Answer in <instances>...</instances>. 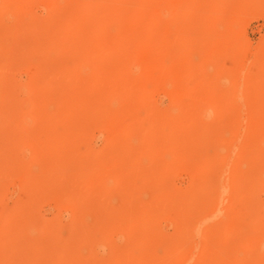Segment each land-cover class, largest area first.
Returning <instances> with one entry per match:
<instances>
[{"label":"rangeland","instance_id":"obj_1","mask_svg":"<svg viewBox=\"0 0 264 264\" xmlns=\"http://www.w3.org/2000/svg\"><path fill=\"white\" fill-rule=\"evenodd\" d=\"M262 107L264 0H0V264H264V178L212 202Z\"/></svg>","mask_w":264,"mask_h":264},{"label":"bare ground","instance_id":"obj_2","mask_svg":"<svg viewBox=\"0 0 264 264\" xmlns=\"http://www.w3.org/2000/svg\"><path fill=\"white\" fill-rule=\"evenodd\" d=\"M157 6H159L158 4H156ZM160 7V6H159ZM107 9V8H106ZM95 11V10H94ZM103 11H104V9H103ZM118 11H120V10H118ZM105 17V16H104ZM151 17V16H150ZM153 18V17H152ZM118 19V18H117ZM115 21V20H114ZM107 23H108V21H106ZM129 23V22H128ZM127 23V24H128ZM125 24H126V21H125ZM138 25V24H137ZM131 27V26H130ZM136 27V26H135ZM118 28V27H117ZM128 28V27H127ZM146 28V27H145ZM131 32V30H128V32ZM47 32V31H46ZM138 32H139V30H138ZM45 33V32H44ZM134 34V33H133ZM152 34V33H151ZM127 35V34H126ZM74 36V35H73ZM129 36V35H128ZM148 36V35H147ZM125 37V36H124ZM142 37V36H141ZM129 38H131V36H129ZM12 39V38H11ZM133 39V38H132ZM139 39H140V37H139ZM125 40V41H124ZM134 40V39H133ZM123 41L124 42H126V39H123ZM130 41V40H129ZM146 41H147V39H146ZM10 42V41H9ZM141 42H142V39H141ZM145 42V41H144ZM108 43V42H107ZM120 43V42H119ZM115 44V43H114ZM125 44V43H124ZM127 44H129V43H127ZM133 44V43H132ZM131 44V45H132ZM143 44V43H142ZM146 44V43H145ZM121 45V44H120ZM122 46V45H121ZM128 49V48H127ZM126 49V50H127ZM141 49V48H140ZM119 50V49H118ZM122 50V49H121ZM120 50V51H121ZM122 51H124V50H122ZM113 54V53H112ZM117 55H118V52H117ZM142 57V56H141ZM124 59H126V58H124ZM134 59V58H133ZM112 60V59H111ZM122 60V59H121ZM89 61V60H88ZM119 63V62H118ZM127 64V63H126ZM137 65V64H136ZM119 66V65H118ZM161 71H162V69H161ZM117 72H118V70H117ZM115 74H116V72H115ZM114 75V74H113ZM120 75H121V73H120ZM246 77V76H245ZM248 79H249V77H247ZM246 80V79H245ZM251 80V79H250ZM254 81V80H253ZM256 82V81H255ZM258 82V81H257ZM259 82H260V80H259ZM64 87V86H63ZM256 88V87H255ZM253 89V88H252ZM60 90V89H59ZM246 90V89H245ZM256 90V89H255ZM233 91V90H232ZM262 91V90H261ZM247 92V91H246ZM66 94V93H65ZM254 95V94H253ZM261 96V95H260ZM6 97V96H5ZM248 108H251V106L250 107H248ZM262 108H264V107H262ZM102 109H103V107H102ZM237 109V108H236ZM101 110V109H100ZM154 110V109H153ZM243 111V110H242ZM254 111V110H253ZM154 113V112H153ZM249 113H251V112H249ZM100 114V113H99ZM253 114V113H252ZM155 115V114H154ZM156 115H157V112H156ZM161 115V114H160ZM160 115H158V116H160ZM167 115V114H166ZM157 116V117H158ZM163 116V115H162ZM241 116V115H240ZM250 117V116H249ZM108 118V117H107ZM252 119H253V117H251ZM159 119H162V118H159ZM252 119H250V120H252ZM249 120V119H248ZM255 120V119H254ZM163 121V120H162ZM253 121V120H252ZM251 121V123L250 122H248V124H247V127L248 128H253L252 130H254V131H256L255 129H257V131H258V135H256V136H251L252 135V133H251V131H250V133H251V135H250V133L249 134H247V133H244V134H246V136H242V138L244 137V140H243V142L241 141V145H240V149H238V150H240V151H238L239 152V154L238 155H241V154H243V155H246V157L248 156V157H264V126H259V125H257L256 124V122L255 121H253L252 122ZM255 122V123H254ZM233 123V122H232ZM259 123V122H258ZM262 124H264V123H262ZM240 124L238 123L237 124V122L236 123H233L231 126V128H232V130H233V132L234 131H237V129L239 128L238 126H239ZM168 126V125H167ZM204 127V126H203ZM220 127H221V125H220ZM259 127V128H258ZM162 128V127H161ZM160 128V129H161ZM163 128H165V127H163ZM215 128H216V126H215ZM219 128V127H218ZM180 129V128H179ZM200 129V128H199ZM240 129V128H239ZM218 130V129H217ZM159 134H160V132H159ZM163 134V133H162ZM213 134V133H212ZM161 135V134H160ZM208 135V134H207ZM214 136H215V134H214ZM230 136H231V134H230ZM204 137V136H203ZM202 137V138H203ZM208 137V136H207ZM221 137V136H220ZM219 137V138H220ZM218 137H217V139H219ZM235 138V137H234ZM176 139V138H175ZM191 139H193V138H191ZM190 139V140H191ZM213 139V138H212ZM224 139V138H223ZM161 140V139H160ZM160 140H156V142L158 141H160ZM194 140V139H193ZM221 140V139H220ZM177 141V140H176ZM223 141V140H222ZM222 141H220V144L222 143ZM230 141V140H229ZM157 142V143H158ZM160 142H162V141H160ZM159 142V143H160ZM173 142H175V141H173ZM180 142V141H179ZM217 142V141H216ZM231 142V141H230ZM170 144V143H169ZM236 144H237V142H236ZM159 145V144H158ZM164 145H166V144H164ZM163 145V146H164ZM168 145V144H167ZM167 145L165 146V147H167ZM169 146V145H168ZM214 146V145H213ZM170 147H171V145H170ZM154 148V147H153ZM201 148V147H200ZM200 148H199V150H200ZM206 148V147H205ZM167 149H169V148H167ZM231 149V151L232 150H234V148L232 147V148H230ZM142 151V150H141ZM185 151V150H184ZM188 151V150H187ZM194 151V150H193ZM212 151V150H211ZM213 151H214V149H213ZM202 152V151H201ZM200 152V153H201ZM237 151H235V153H236ZM237 152V153H238ZM139 154V153H138ZM144 154V153H143ZM164 154H165V151H164ZM214 154V153H213ZM216 154H217V152H216ZM140 155V154H139ZM210 155V154H209ZM127 156V155H126ZM125 156V157H126ZM142 156V155H141ZM194 156H196V155H194ZM134 157V156H133ZM208 157V156H207ZM211 157V156H210ZM196 158V163H198V164H200V162H201V155H197V157H195ZM210 160H211V158H209ZM131 160H132V158H131ZM133 161V160H132ZM209 161V160H208ZM213 162V161H212ZM229 162V161H228ZM202 163V162H201ZM216 163V162H215ZM233 164L232 165H230V177H229V179L227 180V181H225V182H222V183H216V184H214V187H215V192H216V194H217V196L213 199V201L212 202H215V204L218 206V204L219 203H221V200H222V197H223V195L227 192V191H229V190H233L237 185H238V181H241L242 179H248V183H247V191H250L251 192V190H254L255 188H257V187H259L258 185H259V182L261 181V179L262 178H264V164H262V168H260L259 170H256V171H246V170H244L243 168H242V165H241V163L239 164V163H234V161L232 162ZM230 164V163H229ZM203 165V164H202ZM211 166H212V164H211ZM214 167H215V164L213 165ZM250 166V165H249ZM251 167H252V165H251ZM212 168V167H211ZM216 168V167H215ZM249 168V167H248ZM254 168V167H253ZM130 169V168H129ZM213 169V168H212ZM250 169V168H249ZM120 171V170H119ZM130 172H131V169L129 170ZM153 171V170H152ZM158 171H159V168H158ZM209 171V168H208V170H207V172ZM229 171V170H228ZM112 172V171H111ZM118 172V171H117ZM121 172V171H120ZM119 172V173H120ZM120 175H121V173H120ZM207 175V174H206ZM24 176V175H23ZM112 176V174L109 176V177H107L106 178V180H108V183H107V185L106 186H110L109 184H110V177ZM200 176H201V174H200ZM116 177H119V176H116ZM146 177V176H145ZM121 179H122V177H120ZM117 180V179H116ZM123 180V179H122ZM155 180V179H154ZM219 182V181H218ZM204 183V182H203ZM105 184V183H104ZM80 188H78V189H76L75 190V192L77 191L78 192V190H79ZM71 190H72V188H71ZM70 190V191H71ZM244 190H245V188H244ZM246 191V190H245ZM65 192V191H64ZM74 192V193H75ZM76 192V193H77ZM73 193V192H72ZM79 193V192H78ZM193 194V193H192ZM251 194V193H250ZM72 194H70L68 197H70ZM76 196H78L77 194H75ZM80 196H82L81 194H79ZM88 195V194H87ZM196 195V194H195ZM198 195V194H197ZM183 196H185V194L183 195ZM188 196V195H187ZM189 196H190V193H189ZM188 196V197H189ZM193 196H194V194H193ZM192 196V197H193ZM241 196V195H240ZM84 197H86V195L84 196ZM83 197V198H84ZM187 197V198H188ZM191 197V196H190ZM198 197H199V195H198ZM80 198V197H79ZM196 198V197H195ZM210 198V197H209ZM64 199V198H63ZM66 199V201L65 202H63V204L67 207V208H70L71 210L73 209V210H76L78 207H80L79 205V203H78V201H74V199L73 198H71L70 200L68 199L67 200V198H65ZM78 199V197H76V200ZM192 199V198H191ZM201 199H203L202 197H201ZM248 199V198H247ZM182 200V199H181ZM194 200H196V199H194ZM209 200V199H208ZM83 201V200H82ZM81 202V201H80ZM174 202V201H173ZM200 202V201H199ZM210 202H211V200H210ZM223 202V201H222ZM84 203V202H83ZM202 204V203H201ZM205 204V203H204ZM222 204V203H221ZM63 205V206H64ZM214 205V204H213ZM207 206V205H206ZM212 206V205H211ZM199 207H201V206H199ZM198 207V208H199ZM244 207V206H243ZM66 208V209H67ZM83 207L81 206V209H82ZM208 208V207H207ZM92 209V208H91ZM128 209V208H127ZM162 209V208H161ZM72 210V211H73ZM244 210V209H243ZM130 211V210H129ZM198 211V210H197ZM218 211H219V208H218ZM245 211V210H244ZM162 212V211H161ZM239 213V212H238ZM93 214H94V212H93ZM128 214V213H127ZM220 214V213H219ZM240 214V213H239ZM98 215V214H97ZM196 215V214H195ZM225 215V214H224ZM229 215L230 214H228V217H229ZM249 218V223L252 225V224H255V218H252V216L251 215H249V214H246ZM197 217H195L196 219H194V222H192V220H191V223H192V226H191V229L194 231V232H201L202 230H205L206 228H209L210 226H215V224L218 222V220L217 219H221L222 221V227H221V225H217L218 227H217V229H218V233H219V235H218V237H219V241H221L222 243H224V242H226V236H228L227 234L229 233V232H231L232 231V228L230 227V223H229V221L230 220H223L222 218H220V216L217 214V212H216V210L215 209H206V208H201V210L199 211V213H198V215H196ZM226 217H227V215H225ZM240 216V215H239ZM123 218H124V216H123ZM236 218H238V217H236ZM244 218H246V217H244ZM129 219V218H128ZM146 220V219H145ZM232 220V219H231ZM237 220V219H236ZM246 220V219H245ZM32 221V220H31ZM129 221V220H128ZM233 221V220H232ZM35 222H37V221H35ZM135 222V221H134ZM38 223V222H37ZM115 223V222H114ZM120 224H121V222H120ZM119 224V225H120ZM150 224H151V222H150ZM189 224H190V222H189ZM124 225H126V224H124ZM35 226V225H34ZM45 226V225H44ZM48 226V225H47ZM123 226V225H122ZM147 226V225H146ZM234 226V225H233ZM33 227V226H32ZM187 227H189V225H187L186 226V228ZM221 227V228H220ZM59 228V227H58ZM109 228V227H108ZM110 229V228H109ZM188 229V228H187ZM189 229H190V227H189ZM188 229V230H189ZM190 229V230H191ZM210 229H211V227H210ZM209 229V230H210ZM44 230H45V228H44ZM51 230V229H50ZM66 230V229H65ZM88 230H90V229H88ZM104 230V229H103ZM127 230V229H126ZM154 230V229H153ZM180 230H181V228H180ZM56 231H57V229H56ZM91 231V230H90ZM105 231V230H104ZM121 232H122V230H120ZM192 231V232H193ZM207 231V230H206ZM214 231H215V229H214ZM93 232V231H92ZM110 232V231H109ZM142 232V231H141ZM212 232V231H211ZM95 233V232H94ZM104 232H102L101 234H103ZM154 233V232H153ZM207 233V232H206ZM232 233V232H231ZM91 234V233H90ZM105 234V233H104ZM122 234V233H121ZM215 234H216V236H217V232H215ZM262 234H264V231H262ZM261 234V237H262V239H264V235H262ZM83 235H84V233H83ZM100 235V234H99ZM109 235V234H108ZM197 235V234H196ZM134 236V235H133ZM157 238H158V236H156ZM106 238V237H105ZM139 238V237H138ZM63 239V238H62ZM260 240H261V238L259 237H256L255 239L253 238V237H249V236H247L246 234H242V233H238L237 234V243H238V245L240 246V251H241V249H245V247H248L249 245H251V246H254V248H256L257 250L259 249V247H260ZM100 241V240H99ZM206 241V240H205ZM103 242V241H102ZM106 242V241H105ZM209 242V241H208ZM213 243H214V241H212ZM107 243V242H106ZM143 243H144V241H143ZM201 243V242H200ZM221 243V244H222ZM205 243H203V245H202V243H201V247L203 248V246H205L204 245ZM218 244V243H217ZM51 245V244H50ZM55 245V244H54ZM67 245V244H66ZM133 245V244H132ZM208 245V244H207ZM220 245V244H219ZM234 245V244H233ZM70 246H71V244H70ZM160 246V245H159ZM214 246V245H213ZM226 246V245H225ZM58 247V246H57ZM65 247V246H64ZM206 247V246H205ZM207 248V247H206ZM251 248V247H250ZM218 249V248H217ZM50 250V249H49ZM55 250V249H54ZM60 250V249H59ZM92 250V249H91ZM126 250H129V248L127 247V249ZM176 250V249H175ZM174 250V252H176ZM205 250V249H204ZM94 251V250H93ZM93 251H92V253H93ZM117 251V250H116ZM115 251V252H116ZM125 250H123V252H124ZM240 251H237V253H235L234 254V257L232 258V260L234 261V260H236L237 258H239V260H240V257H238L239 255H240ZM114 252V255L116 254ZM126 252H128V251H126ZM166 252L168 253V251L166 250ZM171 252V251H170ZM173 252V251H172ZM204 252V251H203ZM203 252H201L200 251V253H203ZM53 253V252H52ZM92 253H88V255L89 254H92ZM98 253V252H97ZM129 253V252H128ZM205 253V252H204ZM242 253V252H241ZM262 253H264V252H262ZM127 254V253H126ZM134 254V253H133ZM133 254H132V250H131V252H130V255H128L127 254V256L128 257H130V256H132L133 257ZM181 254H182V252H181ZM185 254V253H184ZM184 254H182V255H184ZM188 254V253H187ZM210 254V253H209ZM66 255V254H65ZM124 254H122V250H121V255H119V257L120 256H123ZM135 255V254H134ZM145 255H146V253H145ZM170 256H171V253L169 254ZM168 255V256H169ZM189 255V254H188ZM197 255V254H196ZM201 255V254H200ZM203 255V254H202ZM202 255H201V257H202ZM215 255V254H214ZM242 255V254H241ZM63 256V255H62ZM127 256H126V261L128 260V258H127ZM136 256V255H135ZM166 257V259H168V258H171L170 260H172V256L170 257ZM209 256V255H208ZM208 256H206V259H207V257ZM125 257V256H124ZM123 257V258H124ZM183 257V256H182ZM189 257V256H188ZM242 257V256H241ZM131 258V257H130ZM129 258V259H130ZM227 258V257H226ZM116 259V258H115ZM152 259V258H151ZM165 259V260H166ZM173 259H175V256H174V258ZM205 259V260H206ZM230 259H231V257H230ZM229 259V260H230ZM122 260V259H121ZM121 260H118L117 259V261H116V263H115V260H114V263L115 264H118V261H119V263L121 264L122 262V264H124V263H126V261L125 260H123V261H121ZM153 260V259H152ZM218 260V259H217ZM211 261H213V259H211ZM242 261V260H241ZM129 262V261H128ZM133 262V261H132ZM221 262H225V263H227L225 260L223 261H221ZM111 263H113V262H111ZM113 263V264H114ZM169 263H170V261H169ZM168 263V264H169ZM205 263H206V261H205ZM208 263V262H207ZM218 263V262H217ZM164 264H167V263H165L164 262ZM171 264V263H170ZM173 264H174V262H173ZM229 264V263H228ZM231 264H233V263H231ZM235 264V263H234ZM236 264H238L237 262H236Z\"/></svg>","mask_w":264,"mask_h":264}]
</instances>
